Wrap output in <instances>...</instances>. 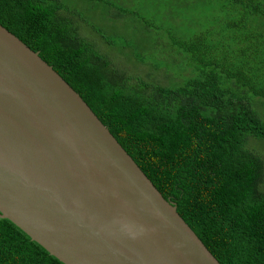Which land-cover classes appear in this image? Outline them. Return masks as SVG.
Instances as JSON below:
<instances>
[{"label": "trees", "instance_id": "obj_1", "mask_svg": "<svg viewBox=\"0 0 264 264\" xmlns=\"http://www.w3.org/2000/svg\"><path fill=\"white\" fill-rule=\"evenodd\" d=\"M66 1L0 0V24L79 93L220 264H264V162L245 145L264 139V0H100L134 32L155 24L153 65L113 62ZM0 264L64 263L0 217Z\"/></svg>", "mask_w": 264, "mask_h": 264}, {"label": "water", "instance_id": "obj_2", "mask_svg": "<svg viewBox=\"0 0 264 264\" xmlns=\"http://www.w3.org/2000/svg\"><path fill=\"white\" fill-rule=\"evenodd\" d=\"M0 217L64 264H220L79 93L1 24Z\"/></svg>", "mask_w": 264, "mask_h": 264}, {"label": "rangeland", "instance_id": "obj_3", "mask_svg": "<svg viewBox=\"0 0 264 264\" xmlns=\"http://www.w3.org/2000/svg\"><path fill=\"white\" fill-rule=\"evenodd\" d=\"M68 4L69 10L72 12L71 23L73 26L80 28L79 33L82 35L81 37L87 41L100 42V47L103 51H105L108 58L110 55L113 62L122 64L121 62H124L125 59L132 58L133 60L149 61L153 65L154 61L152 60V57L156 59L159 56L157 48L150 44V50L147 46H145L148 37L151 40L155 37L154 34L157 30L155 29L154 23L147 24L145 26V30L143 29L144 32L138 33L137 30L134 32V29L136 28H133L132 26L126 27L124 25L123 20L126 16L125 11H122L123 15L121 16V19L114 22V18L110 16L111 14L106 12L104 7L103 9L101 8L104 6V2H102L101 6L100 0H72L68 2ZM204 19H206L205 16ZM127 20H129V18H127ZM102 38H111L116 46L111 47L106 45ZM149 50L151 51L152 57L146 55ZM162 54L165 55L164 53ZM132 59L121 67L129 68L131 66V62H133ZM149 67L150 66H148L146 62L145 66L141 65L140 71L144 72L146 75L147 71L150 69ZM159 75L160 73L158 76ZM160 83L166 84L167 81L164 80ZM262 101L263 103L260 104L256 102L257 107L255 110L264 122V100ZM245 145L247 149H249L256 156L260 157L264 162V139L249 137L246 139ZM260 189L264 190V178L260 183Z\"/></svg>", "mask_w": 264, "mask_h": 264}]
</instances>
